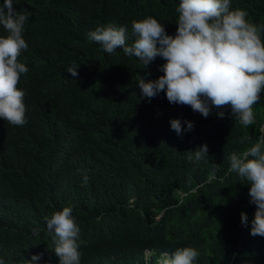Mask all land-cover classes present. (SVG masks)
<instances>
[{"label":"trees","instance_id":"1","mask_svg":"<svg viewBox=\"0 0 264 264\" xmlns=\"http://www.w3.org/2000/svg\"><path fill=\"white\" fill-rule=\"evenodd\" d=\"M179 3L14 0V8L29 16L23 32L28 47L18 57L28 72L17 85L26 93L27 122L12 126L0 118L5 264H23L40 253L37 264H59L44 218L64 207L73 209L80 228V264H155L160 253L181 247L198 251L194 264H264V237L251 235L256 207L250 185L227 173L228 156L242 153L260 135L264 92L249 127L235 120L230 107L213 108L205 118L170 103L165 92L149 101L137 82L164 75L166 61L157 57L146 68L122 49L109 55L87 36L111 23L127 28L131 45L132 20L148 16L174 36ZM231 8L264 25V0H231ZM6 35L0 26V36ZM73 66H79L78 76L66 71ZM172 119L184 129L191 121L194 128L177 135ZM204 144L209 157L189 162L188 151Z\"/></svg>","mask_w":264,"mask_h":264},{"label":"clouds","instance_id":"2","mask_svg":"<svg viewBox=\"0 0 264 264\" xmlns=\"http://www.w3.org/2000/svg\"><path fill=\"white\" fill-rule=\"evenodd\" d=\"M178 27L174 36L166 32L164 24L148 16L132 20L134 41L127 43V28L107 24L87 33L109 55L117 49L138 58L146 68L157 58L166 61L161 67L164 75L156 80L140 76L137 86L149 101L165 92L172 104L187 105L207 118L213 108H231V115L244 127L255 124L253 106L264 92V25L247 19V12L232 9L231 0H180L176 9ZM29 16L14 8V0L0 5V26L7 33L0 36V118L12 126H24L25 91L17 87L21 75L28 68L18 60L28 45L23 38ZM79 66L66 71L78 76ZM220 118L224 111H218ZM187 129L179 119L170 121L177 135L191 131L194 124L187 121ZM257 141L242 153L228 156L227 173H235L250 185V203L256 211L252 220L251 235L264 237V124L259 127ZM208 156V145L188 151L189 162H199ZM215 178V168L209 180ZM85 183L87 177L85 176ZM195 191V189H193ZM47 234L51 235L59 264H80V228L73 217V209L64 207L44 218ZM241 222L247 227V214L241 213ZM40 229H33L39 235ZM151 253V251H149ZM199 253L193 247L162 252L155 264H194ZM43 253L32 255L23 264H37ZM0 264H5L0 259Z\"/></svg>","mask_w":264,"mask_h":264}]
</instances>
